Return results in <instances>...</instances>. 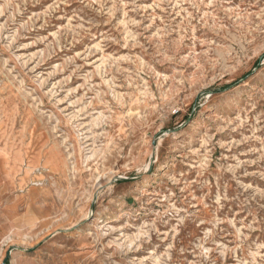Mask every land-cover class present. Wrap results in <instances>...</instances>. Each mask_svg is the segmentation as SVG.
<instances>
[{
	"label": "rangeland",
	"instance_id": "374dc122",
	"mask_svg": "<svg viewBox=\"0 0 264 264\" xmlns=\"http://www.w3.org/2000/svg\"><path fill=\"white\" fill-rule=\"evenodd\" d=\"M0 264H264V0H0Z\"/></svg>",
	"mask_w": 264,
	"mask_h": 264
}]
</instances>
